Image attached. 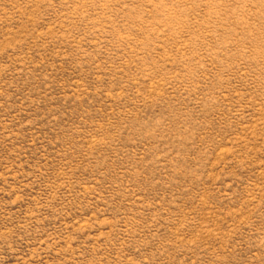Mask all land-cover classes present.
<instances>
[{"label": "rangeland", "instance_id": "rangeland-1", "mask_svg": "<svg viewBox=\"0 0 264 264\" xmlns=\"http://www.w3.org/2000/svg\"><path fill=\"white\" fill-rule=\"evenodd\" d=\"M0 264H264V0H0Z\"/></svg>", "mask_w": 264, "mask_h": 264}]
</instances>
